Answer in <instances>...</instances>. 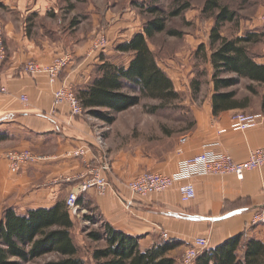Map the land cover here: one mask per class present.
Instances as JSON below:
<instances>
[{
  "label": "crops",
  "instance_id": "0c3cea01",
  "mask_svg": "<svg viewBox=\"0 0 264 264\" xmlns=\"http://www.w3.org/2000/svg\"><path fill=\"white\" fill-rule=\"evenodd\" d=\"M5 1L3 5L9 7L2 10L6 56L0 64V84L6 86L7 92L0 93V134H4L0 141V191L3 196L11 195L10 207L25 214L29 209L49 208L57 201H65L75 185L101 163L100 152L91 140V129L83 120L84 112L73 116L67 103H54L53 92L65 83L74 89L90 84L102 56L97 54L98 60L94 59L87 44L73 45L69 63L53 83L45 73L24 72L22 66L27 60L49 64L57 55L68 52L67 42L54 36L51 23L28 34L26 22L20 20V15H24V21L30 18V22L35 17L44 18L51 6H11L10 0ZM33 26L32 22L30 28ZM111 51L105 49L103 58L128 66L132 53H128L125 63L118 64L114 62L117 55L113 58ZM253 59L264 64V52ZM249 82L256 87L255 93L248 88L254 97L239 98L235 92L240 105L216 115L211 108L212 85L208 99L191 104L193 117L182 135L171 140L170 132L164 130L166 145L161 150L148 148L129 156L120 155L112 162L111 172H104L108 183L104 192L99 194L91 188L79 193V206L97 215L99 223L107 222L116 230L137 236L141 250L162 241L179 242L186 248L198 236L207 239L208 248L238 234L264 243V226L252 222L257 210L264 209V166L246 171L241 179L233 174L194 176L190 182L196 195L187 203L180 199V182L147 196L134 194L124 185L143 171L172 174L182 158L205 150L225 152L242 161L250 150L263 147L264 83ZM21 95L27 96L26 102ZM242 111L257 115L254 126L244 130L232 126V116ZM182 137L186 138L184 142H180ZM12 148H29L44 158L22 165L13 174L4 158V152ZM78 150L82 151L79 155L75 154Z\"/></svg>",
  "mask_w": 264,
  "mask_h": 264
},
{
  "label": "trees",
  "instance_id": "16d2710c",
  "mask_svg": "<svg viewBox=\"0 0 264 264\" xmlns=\"http://www.w3.org/2000/svg\"><path fill=\"white\" fill-rule=\"evenodd\" d=\"M188 4L176 6L171 16L179 15ZM153 15L141 31L135 32L128 41L115 46L122 53H132L127 67L116 65L103 57L96 66L95 76L88 85L75 89L76 96L83 109L96 117L112 122L113 115L139 103L141 96L160 101L159 106L176 100L179 92L173 81L157 62V58L148 46V39L156 33L166 32L180 36V31L168 29L165 19L156 7H149ZM203 13L213 18L207 43H201L195 55L202 57L211 69L213 93L211 108L214 115L237 107L235 91L225 90L236 86L241 80L264 83V64L254 61L249 44L254 42L256 34L228 38L221 34L225 22L235 17L221 0H205ZM131 84L134 92L125 91ZM202 82L192 79L191 87L197 95ZM255 93L256 87L248 85ZM0 134V141L4 139ZM77 204H80L77 198ZM97 215L85 214L83 220L90 224L99 222ZM100 229H91L87 237L92 242H103L90 250V261H86L75 244L71 229L74 227L72 215L65 201H57L49 208L29 209L25 214L17 213L13 207H7L0 218V264H20L30 262L47 254H54V260L41 264H174L175 257L170 252L179 246V242L162 241L141 250L137 236L127 235L111 227L107 222L100 223ZM16 258L19 261H15ZM195 264H264V243L257 239H246L243 234L228 238L214 248H206L196 258Z\"/></svg>",
  "mask_w": 264,
  "mask_h": 264
},
{
  "label": "rangeland",
  "instance_id": "374dc122",
  "mask_svg": "<svg viewBox=\"0 0 264 264\" xmlns=\"http://www.w3.org/2000/svg\"><path fill=\"white\" fill-rule=\"evenodd\" d=\"M4 1L0 0V23L3 28L2 17H4V13L2 14V10L9 7L3 5ZM204 1L14 0L11 2L10 0L11 6H51L50 12L43 16L44 18L35 17L30 22V18L24 21V15H20V20L26 22L25 27L28 34L37 33L42 25L51 23L50 27L54 30V36L59 35L61 39H65L67 42L68 52L65 54L70 53V56L73 53V45L84 46L87 44L88 50L91 51L90 55L94 59H97V54H99L98 57H103V54L106 53L104 52L105 49H112L109 54L113 58L117 55L114 62L125 63L128 60V53L117 52L114 47L128 36H132V33L142 30L144 23L153 16L148 11L151 6L159 9L168 29L180 31V36H172L166 32L156 33L147 41L159 66L163 67L164 71H167L174 79L172 80L174 88L179 92V97L176 100L159 106L160 101L141 96L137 105L119 113L114 114L107 109H102L103 113L113 115L114 120L112 122H108L102 117H96L84 110L83 120L91 129V140L96 144L101 160L107 165L105 173L111 172L112 162L120 155L129 156L137 150L147 151L148 148L151 151L158 148L161 150L166 145L164 130L170 132L169 139L171 140L182 135L193 117L190 109L191 104L195 101L203 102L210 96L212 69L202 57L195 55L198 45L207 43L208 33L213 24V18L208 17L202 11ZM185 3L188 4V7L179 15H170L173 8ZM221 3L235 13L232 22L223 24L221 34L232 38L254 32L256 37L255 41L249 44L250 51L254 55L262 54L264 52V0H221ZM32 22L34 26L31 29ZM105 40L106 45L98 48L97 44L99 45ZM106 58L108 59L107 56ZM97 60L93 61L97 62ZM94 70L95 67L92 72ZM192 79H199L202 82L201 90L197 95L193 93L191 87ZM249 84L248 80L243 79L236 86L225 90L235 91L239 98L244 95L254 97L248 91ZM131 88L133 86L127 84L125 91L134 92ZM259 91H262V87H259ZM258 96L259 94L255 95L253 99H257ZM242 113L251 112L242 111ZM9 150L15 149H7L6 151ZM16 150H29L31 153L37 154L29 148ZM11 173L15 174L14 172ZM10 198L11 195L5 194L3 196V191H0V218L4 210L10 207ZM78 211V216L73 217L74 227L71 229V234L81 256L88 262L90 261V250L96 246H103V242H92L87 237V232L91 229H100L101 224L99 222L90 224L83 220V215L89 212L80 209ZM184 250L185 247L182 245L172 250L170 255L175 257L174 264L179 263ZM55 258L56 255L47 254L33 261L20 264H41ZM12 259L19 261L16 258Z\"/></svg>",
  "mask_w": 264,
  "mask_h": 264
},
{
  "label": "built area",
  "instance_id": "2783aa9c",
  "mask_svg": "<svg viewBox=\"0 0 264 264\" xmlns=\"http://www.w3.org/2000/svg\"><path fill=\"white\" fill-rule=\"evenodd\" d=\"M101 45V46H100ZM106 45V40L97 44L98 48ZM6 56V48L4 43V28L0 23V64ZM71 59L69 54H61L56 56L49 64H41L36 60L30 59L23 63L22 69L28 74L45 73L51 83L55 82L60 72L67 66ZM6 86L0 84V93H6ZM21 100L26 102L27 96L21 95ZM54 103H67L73 116L82 115L84 112L75 89L71 84H62L53 92ZM257 115L252 113H235L232 116V126L244 130L256 124ZM185 137L180 138V142H184ZM81 150L75 154H81ZM4 158L8 163L11 172H18L24 164L36 163L44 158L42 155L33 154L29 150H9L4 152ZM264 166V146L250 150L246 159L242 161L235 160L230 154L225 152H214L205 150L193 156L182 158L178 162L177 170L172 174H163L160 172L143 171L135 175L124 183L125 187L134 194L147 196L154 193H160L172 187L175 183L180 182L179 193L182 202L191 201L195 195L194 185L190 179L197 175L206 174H233L241 179L246 171L257 169ZM107 165L101 160V163L89 171V176L69 192L65 199V204L74 216H78V210L84 211L78 204V194L88 189H95L97 193H103L107 186V179L104 172ZM254 224L264 225V209L257 210ZM163 236H166L165 234ZM208 248V241L203 236L194 238L188 245L178 264H195L196 258Z\"/></svg>",
  "mask_w": 264,
  "mask_h": 264
}]
</instances>
